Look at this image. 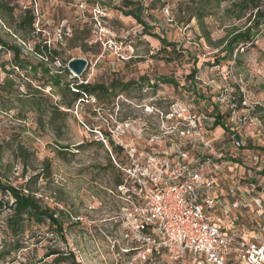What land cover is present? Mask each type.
<instances>
[{
  "label": "rangeland",
  "instance_id": "1",
  "mask_svg": "<svg viewBox=\"0 0 264 264\" xmlns=\"http://www.w3.org/2000/svg\"><path fill=\"white\" fill-rule=\"evenodd\" d=\"M5 1L16 7L18 13L31 9L36 14L35 26L37 31L42 30V38L34 35L27 43L19 41L24 48V56L29 60L37 62L40 59L32 49L35 43H41L47 37L48 44L61 53L66 67L71 60L78 58L88 61L82 76L76 77L70 72L67 81L77 78L79 83L109 84L118 80L124 83L135 81L137 85L115 99L113 113H109L108 106L95 98L86 100V104H78L61 125L60 139L59 134L49 127L38 128L35 113L19 115V104L15 103L16 108L6 112L5 103L0 98V143L8 142L11 146L0 158L4 180L21 187L34 174L33 169L41 171L43 161H50L51 179H41L32 188L45 205L60 212L68 247L79 264H181L171 258L176 255L175 251L142 259L134 250V240L126 237L117 222L123 205L117 197L115 181L120 179L121 172L117 162L113 161L117 154L110 141L115 147L125 149V155L130 148L137 149L139 155L144 150L148 151L151 138L156 136L159 138L155 140L158 142L155 148L171 151L173 148L169 146L175 141L174 137L163 140L162 135H167L164 131L171 132L170 128L177 126V121L163 124L161 114L166 115L174 109L190 111L193 115H210L218 109L226 114L228 107L221 103L217 105L216 101L228 89L240 103L238 115L246 110L244 101L256 108V130L246 129L249 136L243 140L247 145L261 149L264 158V25L254 46L249 45L242 50L235 63L228 60L221 42L249 23L250 12L241 19L229 13L234 3L243 0H226L205 20L210 41L204 37L197 20L193 19L188 26L175 20L180 3L189 0H164L165 7L145 12L146 21L154 27L148 33L176 44V53L146 34L134 19L116 10L122 0ZM143 1L149 5V0ZM260 6L264 10V0ZM11 58L10 54L0 57V61H6L7 70H10L7 62ZM61 64L56 62L54 69ZM195 69L198 71L196 77L190 80ZM5 77L0 65V84ZM161 77L173 78L178 86L161 84ZM144 78L147 81H143ZM16 80L20 83L18 78ZM21 91L24 92L25 88L22 87ZM45 93L53 103L58 101L51 88L48 87ZM95 111L96 116L93 115ZM225 123L234 127L229 119ZM222 129L225 131V134L222 132V140L229 147L225 153L228 160L229 154L233 156L236 152L231 147L230 131ZM100 131H105L108 136ZM18 144L23 145L31 157L26 176H23L21 163L14 159ZM59 145L68 148L62 150ZM118 157L121 159L123 155ZM244 172L243 169L236 171L238 180L243 185L256 184V191L264 199V170L262 175L255 168L251 174ZM6 214L3 213L0 219L1 231ZM38 232L46 235V240L39 244L32 240L20 261L33 257L40 259L49 249H66L47 227H40Z\"/></svg>",
  "mask_w": 264,
  "mask_h": 264
},
{
  "label": "built area",
  "instance_id": "2",
  "mask_svg": "<svg viewBox=\"0 0 264 264\" xmlns=\"http://www.w3.org/2000/svg\"><path fill=\"white\" fill-rule=\"evenodd\" d=\"M216 102L228 107L234 124L230 141L236 154L228 160V144L214 136L222 129L215 128L214 116L174 109L161 114L163 124L177 121L162 135L174 137L171 151H158L155 136L148 151L138 155L130 148L127 161L116 163L123 205L117 222L144 260L175 251L171 258L181 264H264V199L256 184L243 185L236 174L264 170L261 149L243 140L246 129L256 130V108L244 101L246 110L238 115L240 103L228 89Z\"/></svg>",
  "mask_w": 264,
  "mask_h": 264
},
{
  "label": "trees",
  "instance_id": "3",
  "mask_svg": "<svg viewBox=\"0 0 264 264\" xmlns=\"http://www.w3.org/2000/svg\"><path fill=\"white\" fill-rule=\"evenodd\" d=\"M95 1V0H94ZM226 0H189L186 3L181 2L175 20L179 24L188 26L193 19L197 20L204 37L210 41V34L207 32L205 20L215 11L219 10L221 5ZM262 0H243L239 3H234L229 9L231 16L237 19L246 17L245 14L250 12L249 23L244 29L236 30L224 39L221 44L224 45L223 52L230 61H237L242 55V50L249 45L254 46L257 41L262 26L264 25V10L261 9L260 3ZM164 0H149V5L143 0H122L120 7L116 8L125 17L134 19L143 29L146 34L159 40L164 46L172 48V52H177V45L169 43L165 38L159 35L148 33L154 27L149 25L144 17V13L165 7ZM16 7L12 6L5 0H0V57L3 54H10L11 60L7 62L10 65V70L6 69V61H0V65L6 77L3 83L0 84V98L5 103L4 110L6 112L15 109V103L19 104L21 110L19 115L28 112L36 114L38 128L45 129L49 127L53 132L62 137V124H65L67 116L79 104H86V100L95 98L100 104L108 106L109 113H113L114 102L117 97L124 93L132 91L137 83L129 81L127 83L113 80L109 84L100 83H79L77 78H72L69 69L62 57L61 53L48 44V38L44 37L41 43H35L32 53L39 56L37 62H33L24 56V48L19 43H27L32 40V36L37 35L42 38V30L37 31L35 24L37 21L36 14L31 9H26L24 13H18ZM44 30V29H43ZM62 62L58 69H54L53 65L56 62ZM18 71L19 73H16ZM198 71L192 73L190 80L195 79ZM20 80L17 82L16 78ZM22 76V77H21ZM147 81V79H143ZM161 84L178 86V83L173 78H159ZM25 91L22 92L21 88ZM54 90L58 97V101L53 103L49 96L46 95L47 88ZM242 100V99H241ZM227 114H220L218 109L210 114L216 118L215 128L221 126L225 130L230 131L225 122L228 119ZM93 115H98L93 112ZM23 116V120H25ZM61 133V134H60ZM100 133L107 137L108 134L104 131ZM105 140V139H104ZM106 144V141L105 143ZM114 152L117 154V159L113 157L118 164L127 161V155L121 147H115L110 141ZM251 146V144H250ZM62 150L64 148L59 145ZM7 149H11L8 142L0 143V158ZM60 152H64V151ZM60 154V153H59ZM123 157L119 159L118 155ZM28 151L21 144L17 145L14 151L15 161H19L22 165L23 176H26L30 169L31 159ZM52 165L49 160H44L41 171L33 169L32 174L26 183L17 187L9 180H4V175L0 168V219L3 213H7L4 217L3 231L0 230V264L11 262L13 264H79L75 254L69 249L66 238V229L60 212L45 205L41 199L37 197V192L32 186L37 185L39 180L44 179L49 181L52 177ZM121 176V174H120ZM122 177L115 181L116 188L121 185ZM47 227L48 232L54 238L60 240L65 246V250L49 249L42 258L36 259L27 258L25 261H20L24 251L34 240L35 244H39L46 240V235H39V228ZM49 240V239H47ZM53 240V239H50Z\"/></svg>",
  "mask_w": 264,
  "mask_h": 264
},
{
  "label": "water",
  "instance_id": "4",
  "mask_svg": "<svg viewBox=\"0 0 264 264\" xmlns=\"http://www.w3.org/2000/svg\"><path fill=\"white\" fill-rule=\"evenodd\" d=\"M88 66V61L86 59H75L71 60L68 63L67 68L72 72L76 77H80L84 74Z\"/></svg>",
  "mask_w": 264,
  "mask_h": 264
},
{
  "label": "crops",
  "instance_id": "5",
  "mask_svg": "<svg viewBox=\"0 0 264 264\" xmlns=\"http://www.w3.org/2000/svg\"><path fill=\"white\" fill-rule=\"evenodd\" d=\"M223 130L222 129H220V128H218V129H216L215 130V133H214V136L217 138V139H220V140H222V136H223ZM223 141V140H222Z\"/></svg>",
  "mask_w": 264,
  "mask_h": 264
}]
</instances>
